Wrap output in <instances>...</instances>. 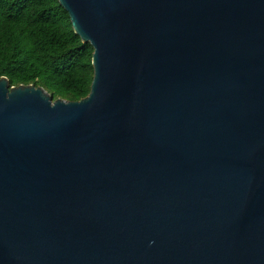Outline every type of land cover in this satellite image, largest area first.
<instances>
[{
  "label": "water",
  "instance_id": "95a60500",
  "mask_svg": "<svg viewBox=\"0 0 264 264\" xmlns=\"http://www.w3.org/2000/svg\"><path fill=\"white\" fill-rule=\"evenodd\" d=\"M79 100L0 77V264H264V0H58Z\"/></svg>",
  "mask_w": 264,
  "mask_h": 264
},
{
  "label": "trees",
  "instance_id": "16d2710c",
  "mask_svg": "<svg viewBox=\"0 0 264 264\" xmlns=\"http://www.w3.org/2000/svg\"><path fill=\"white\" fill-rule=\"evenodd\" d=\"M93 48L74 32L58 0H0V77L43 87L55 100L90 89Z\"/></svg>",
  "mask_w": 264,
  "mask_h": 264
}]
</instances>
